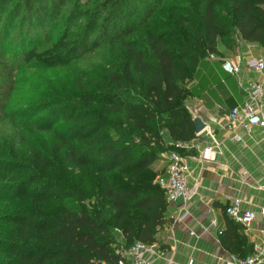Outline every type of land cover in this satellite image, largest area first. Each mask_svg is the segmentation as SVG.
Returning <instances> with one entry per match:
<instances>
[{"label": "trees", "instance_id": "16d2710c", "mask_svg": "<svg viewBox=\"0 0 264 264\" xmlns=\"http://www.w3.org/2000/svg\"><path fill=\"white\" fill-rule=\"evenodd\" d=\"M171 1L0 0V123L19 127L0 135V264H120L158 244L170 220L154 164L197 138L187 83L220 43L264 47V0ZM104 47L74 81L27 79Z\"/></svg>", "mask_w": 264, "mask_h": 264}, {"label": "crops", "instance_id": "0c3cea01", "mask_svg": "<svg viewBox=\"0 0 264 264\" xmlns=\"http://www.w3.org/2000/svg\"><path fill=\"white\" fill-rule=\"evenodd\" d=\"M237 56L243 60L242 71L231 75L224 70L223 61ZM258 58H264V47L242 40L235 50L221 44L219 54L199 63L189 84L193 95L187 106L194 119L200 118L207 127L182 154L190 168L188 185L195 188V195L189 202L168 206L170 221L157 235L158 245L166 250L159 264H234L251 256L257 245H264L261 214L249 226L238 223L241 227L234 228L233 222H237L226 213V207L237 198L244 209H264V129H228L232 110H242L250 100L248 87L253 83L264 87V72L246 65L247 60ZM262 103L264 116V100ZM235 135L242 140L237 141ZM209 146H218L216 153L211 159H201ZM159 162L161 166L167 162L166 171L167 154ZM182 207L188 212L184 218Z\"/></svg>", "mask_w": 264, "mask_h": 264}, {"label": "built area", "instance_id": "2783aa9c", "mask_svg": "<svg viewBox=\"0 0 264 264\" xmlns=\"http://www.w3.org/2000/svg\"><path fill=\"white\" fill-rule=\"evenodd\" d=\"M214 58V55L211 56ZM243 60L240 56L235 59H226L223 61V68L231 75H238L242 71ZM246 65L250 69L264 72V58L251 59L246 61ZM250 100L245 107L240 110L235 108L230 113V125L228 129L236 132L237 127L250 131L253 127L258 126L264 129V116L261 110L264 100V87L259 83H253L248 87ZM237 141L242 138L235 135ZM191 143V142H190ZM190 143H182L177 146L180 148H188ZM218 146H209L204 149L200 158L211 159L216 153ZM168 167L165 175L157 178V183L165 190L167 201L170 204L177 202H189L194 198L195 188L188 185L189 165L187 159L178 151H171L167 154ZM184 218L188 212L182 207ZM227 215L243 226L252 224L261 214L264 217V209L259 212L243 208V201L239 198L232 201L226 207ZM122 260L120 264H159L165 258L166 250L162 249L158 244H146L138 242L128 249L121 250ZM264 259V245H257L251 256L246 259H239L234 264H261ZM192 264V262L190 263Z\"/></svg>", "mask_w": 264, "mask_h": 264}, {"label": "rangeland", "instance_id": "374dc122", "mask_svg": "<svg viewBox=\"0 0 264 264\" xmlns=\"http://www.w3.org/2000/svg\"><path fill=\"white\" fill-rule=\"evenodd\" d=\"M134 1L135 0H131V3H134ZM171 2L176 3L178 1L172 0ZM160 13L162 14L161 16L162 18H166L170 14L169 11L166 9V7H164ZM65 26L66 24H65L64 18L62 17L61 20H59L56 23V25L54 24L50 26V29H51L50 34H52V31L54 29V34L58 35L59 30L64 29ZM49 45H50L49 43L43 44L41 46V49L46 48ZM219 46H221V43ZM19 48L20 47H17V49ZM111 54L112 52L108 49V47H104L96 55H94V58L91 61L77 62L66 69L48 70L44 68H41V69L35 68L29 73L27 79L30 81L33 80V81H44V82H48L51 80H67L68 82H71V81H74L78 77V75L85 72V70L89 68L91 70H95L93 68L104 65L109 60V58H111ZM1 70H2V66L0 65V71ZM190 82L191 81L187 83V87H189ZM18 128H19L18 124L0 123V135H2L3 137H8V139H10V136H17L16 134H17ZM38 140H50V136L49 135L40 136ZM156 166H159V167H156ZM162 166L159 161H157L154 164L155 170H158L159 172L165 170L164 168H166L167 162L164 163V165ZM70 169H71L70 172H72L71 175H73L74 179H77L78 181L83 179V171L81 172V170H79L78 168H70ZM74 179L67 180V185H71ZM88 182H89V179H88Z\"/></svg>", "mask_w": 264, "mask_h": 264}, {"label": "water", "instance_id": "95a60500", "mask_svg": "<svg viewBox=\"0 0 264 264\" xmlns=\"http://www.w3.org/2000/svg\"><path fill=\"white\" fill-rule=\"evenodd\" d=\"M194 121H195V125H196V133L197 134H200L201 132H203L206 129L207 124L203 120H201L200 118H195Z\"/></svg>", "mask_w": 264, "mask_h": 264}]
</instances>
